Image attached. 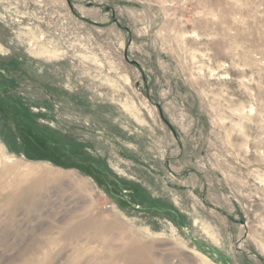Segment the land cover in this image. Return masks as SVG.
Returning <instances> with one entry per match:
<instances>
[{
	"label": "rangeland",
	"instance_id": "obj_1",
	"mask_svg": "<svg viewBox=\"0 0 264 264\" xmlns=\"http://www.w3.org/2000/svg\"><path fill=\"white\" fill-rule=\"evenodd\" d=\"M0 264H264V0H0Z\"/></svg>",
	"mask_w": 264,
	"mask_h": 264
},
{
	"label": "bare ground",
	"instance_id": "obj_2",
	"mask_svg": "<svg viewBox=\"0 0 264 264\" xmlns=\"http://www.w3.org/2000/svg\"><path fill=\"white\" fill-rule=\"evenodd\" d=\"M129 254V253H128Z\"/></svg>",
	"mask_w": 264,
	"mask_h": 264
}]
</instances>
